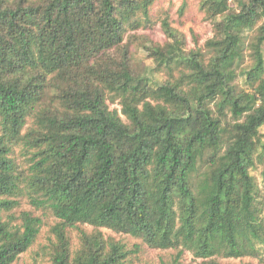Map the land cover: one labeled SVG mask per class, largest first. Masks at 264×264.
Masks as SVG:
<instances>
[{"label":"trees","instance_id":"16d2710c","mask_svg":"<svg viewBox=\"0 0 264 264\" xmlns=\"http://www.w3.org/2000/svg\"><path fill=\"white\" fill-rule=\"evenodd\" d=\"M156 1L0 0V264L41 230L31 211L11 214L23 195L58 218L50 264H127L134 251L100 228L177 249L163 264L258 255L264 0H201L216 31L206 51L164 19L166 43L143 44L138 69L132 30ZM85 224L74 251L69 229Z\"/></svg>","mask_w":264,"mask_h":264},{"label":"rangeland","instance_id":"374dc122","mask_svg":"<svg viewBox=\"0 0 264 264\" xmlns=\"http://www.w3.org/2000/svg\"><path fill=\"white\" fill-rule=\"evenodd\" d=\"M149 18L150 19H145V17L142 16L141 26L136 30H132L133 33L141 35L143 40L142 44H136V48L134 47L138 56V69L143 68L145 64L151 63L148 52L145 53L142 48L143 44L153 45L154 43H166L167 36L163 29L164 19H168L171 26L185 35L188 48H193L198 45L206 51V40L216 33L213 22L206 18L205 12L201 9V0H158L151 7ZM249 52V49L245 50V56L238 71L253 63V59ZM210 56L211 53H208L206 60H209ZM177 74L178 72L176 71L175 75ZM161 75L168 77L166 72H163ZM237 83L243 86L242 78L238 77ZM111 108H118L123 120L128 122L126 116L121 112V105L119 103H111ZM24 151L22 146H18L13 155L17 159V162L20 163L21 168H27L29 161V155H25ZM261 171L262 165H259L258 168L253 169L252 173L259 181L264 195V180ZM22 211H31L34 215L41 217L43 224L34 244L20 255L15 264H50L51 256L49 253V246L54 239L52 227L57 223L58 218L50 209L36 208L31 204L26 195L20 197V204L11 211V214L18 218ZM16 222H19V219H17ZM80 229L87 232H93L95 230L92 225L87 224L80 225V228L69 229L71 247L74 251L80 246ZM100 229L106 237L119 240L134 251L130 255L127 264H163L164 262L172 260L178 253V250L174 248H151L141 238L130 234L118 233L109 228ZM136 246H138V250L135 251ZM257 254L258 255H246L238 258L224 256H217L215 258L222 264H264V242L259 245V253ZM182 260L186 264H205L203 259L196 257L191 250H186L184 252Z\"/></svg>","mask_w":264,"mask_h":264}]
</instances>
